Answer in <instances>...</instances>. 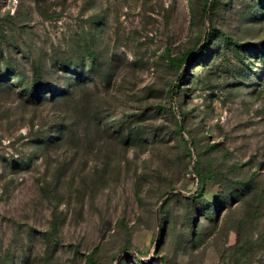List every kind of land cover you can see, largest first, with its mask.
<instances>
[{"label":"rangeland","instance_id":"1","mask_svg":"<svg viewBox=\"0 0 264 264\" xmlns=\"http://www.w3.org/2000/svg\"><path fill=\"white\" fill-rule=\"evenodd\" d=\"M213 1L0 0V264H264V0Z\"/></svg>","mask_w":264,"mask_h":264},{"label":"trees","instance_id":"2","mask_svg":"<svg viewBox=\"0 0 264 264\" xmlns=\"http://www.w3.org/2000/svg\"><path fill=\"white\" fill-rule=\"evenodd\" d=\"M213 0L209 2V0H205L204 4H203V8L202 11L203 13H205L207 11V8H211L213 6ZM221 38L226 42V44L231 45L233 47H238V46H245V44H239L237 42H235L234 40H232L229 36H226L224 33H220ZM216 34L214 33V28H211V31H209V33L206 34V40L205 42L198 48L196 49L193 48L191 50L186 51L182 57L178 58V59H171L173 62H175L178 66V68H180L179 70V74L178 77L176 78V82L175 84L173 83L170 87V92L172 94H174V96H176L177 92L180 89V81L182 79V76H184V74L187 72L188 69H190L198 60H200L201 58L203 59L206 55V53H209V46L210 43L214 40ZM201 40V39H200ZM200 40L198 41V43L200 42ZM197 43V44H198ZM197 46V45H196ZM238 52V51H237ZM238 54V53H237ZM200 62L202 63L203 61L200 60ZM206 64V62L204 63V65ZM5 69L2 70L0 69V80L6 79L10 76V72L14 71V67H12L11 65H9V63H3L2 64ZM66 66V65H64ZM83 66H73V67H66V68H70V70H73L77 72V74L80 76V72L77 71V69L82 68ZM243 75H245V72H242ZM14 75H18L17 79L14 81L15 84H28L25 86H22V88H20L18 90L19 94L23 97L26 98L27 100H31L32 102H36V100H38L40 93L43 90H51V87L48 85L47 82L43 81L41 76L39 74L34 75V78L30 81V82H26L23 80V77L21 75H19V73L15 72ZM76 77V80H80V77ZM12 86H14V84H12ZM57 92V91H56ZM61 96H66L69 93V86H66V88L64 90H61ZM159 110H163L164 113L165 112H170V108L165 106V105H160L158 107ZM172 111V109H171ZM183 115L180 113V117H179V121L176 120L175 124H176V130L177 132L181 135L182 141L184 143L185 148L187 149V153L188 155H190V149L187 146V140L184 139V137L182 136V131L183 129L181 128V124L180 122L183 121ZM135 130V135L138 138H142L145 135V130L143 128V126L138 123V125L136 126ZM153 136L152 138L157 135H159L160 131H153ZM43 141H41L42 145H46L47 144V140L41 139ZM193 173H194V177L197 179V190L192 193L189 196V199L193 202H197L199 200H201L202 197V192L201 189L199 190V186L201 188H203L204 184H205V180L207 178H214L212 173L211 175H208L209 173H205L202 168L199 167H195L193 169ZM213 203H209L206 202L203 204L202 206V212L203 213H208L210 214L213 210V208L210 206ZM125 258H122V260L120 261L123 262ZM135 262H137L138 264H145V262H143V260L139 257V258H135L134 259Z\"/></svg>","mask_w":264,"mask_h":264}]
</instances>
